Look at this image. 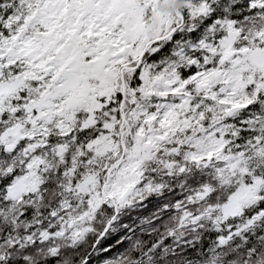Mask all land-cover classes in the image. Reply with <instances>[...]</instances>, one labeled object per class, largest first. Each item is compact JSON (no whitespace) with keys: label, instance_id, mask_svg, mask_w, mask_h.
Masks as SVG:
<instances>
[{"label":"snow or ice","instance_id":"obj_1","mask_svg":"<svg viewBox=\"0 0 264 264\" xmlns=\"http://www.w3.org/2000/svg\"><path fill=\"white\" fill-rule=\"evenodd\" d=\"M0 264H264V0H0Z\"/></svg>","mask_w":264,"mask_h":264}]
</instances>
